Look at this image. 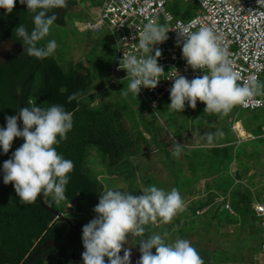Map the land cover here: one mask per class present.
Listing matches in <instances>:
<instances>
[{"label": "trees", "instance_id": "1", "mask_svg": "<svg viewBox=\"0 0 264 264\" xmlns=\"http://www.w3.org/2000/svg\"><path fill=\"white\" fill-rule=\"evenodd\" d=\"M75 3V0H68L69 6L67 8L75 5ZM169 3L166 4V9L177 19L185 20L196 11V6L193 3L185 2L187 6L183 10L179 6L169 5ZM67 8L53 10L58 17L55 21L57 25H63L64 22L61 16ZM53 12L47 15H52ZM32 15L27 11V5L20 4L19 0H16L11 13L6 14L5 10L0 8V41L11 40L22 49L21 53L7 54L4 64L0 62V129L6 127L5 116L18 115L21 108L33 105L47 108L53 104H59L66 111L73 113V128L67 133L68 139L55 146L59 154L74 163L73 171L68 173L69 183L66 185L65 192L67 198L57 204L50 195L41 194L40 196L44 206L58 212L73 223L75 214L84 211L88 215L97 205L98 199L102 195L101 184L88 168L89 152H95L96 157L100 159V165L108 173H111L116 162L127 157L142 156L141 153L144 150L141 148L140 142L148 145V141L143 138L141 132L136 131L137 126H141L150 135V139L152 137L153 140L157 139L156 134L159 130L164 131L167 127L171 128L173 133L174 128L167 125V122L171 123V115L162 114L164 107L170 104L162 107L158 105V102L168 94L156 101L155 108H153V104H149L138 94L142 103L146 105L144 111L146 116H140L143 111L132 110L127 106L114 85H109L105 91L102 90L105 98L102 102L95 106L90 104L94 96L89 92L96 87L91 85L93 77L91 78L85 66L80 62H76L75 64L67 63V67L63 68L54 56L40 60L27 55L24 51L26 46L16 36L14 29L19 24H23L30 31L33 27ZM62 89H67V91H62ZM111 90L114 91V97L108 99L107 94ZM72 93H79V96L76 100L69 102L68 96ZM202 104L206 107L204 103L197 101L195 108L200 110ZM185 105L181 113H185V117L189 118L193 108L189 107L187 102H185ZM135 112L139 114V121L134 120ZM245 112L249 113V118L254 122L259 121V124H256L255 127L242 125L244 131L250 134L252 138L250 140L241 141L237 139L235 132L229 127L228 129L219 128L217 124L216 127H212L207 117L202 124L197 122L192 127L193 133L199 137L202 135L201 142L205 143L202 144L199 141L197 142L198 145L191 147L193 149L192 156L196 157V154H200L199 152H202L201 155L207 154L206 157L212 159V161L211 159L210 162L208 161L209 164L222 165L224 171L226 170L225 175L220 174L219 178L234 181L238 186H241L238 182L244 174L242 175L237 171L232 174L229 173L230 161L244 155L245 152L242 149L247 147V144L256 140H264L261 131V128L264 127V121L260 119L263 118L261 116L264 113V100L262 107L251 111L246 110ZM157 114L163 123L162 121L157 122ZM123 116L131 122V127L128 129L122 123ZM147 116L150 118L148 119ZM220 116L216 114L213 119ZM237 121L241 120L236 119L234 115L230 117L231 125ZM18 125L22 128V121L18 120ZM218 130L223 132V136H214L213 141L209 142L207 134H215ZM239 135L242 136L243 132ZM180 138L177 136V140ZM190 139L192 140V138ZM23 143V138H14L7 154L0 149V264H63V258L67 256H75L82 260L81 254L85 251L82 243V227L74 222L73 224L78 230L70 229L65 222L59 221L53 213L44 208L38 199L31 204L21 202L13 185L3 183V162L11 158L12 153ZM182 150L187 151L186 146H182ZM185 156L186 154L183 157ZM186 157L188 158V156ZM197 160L199 159H196L195 162ZM123 169L124 175L127 177L131 175V169H126V167ZM121 172H118V174ZM213 173L215 172H209L208 170L205 172L206 175ZM253 174L248 177L251 176L250 178H252ZM230 183L218 181L214 186V190L223 195L221 196L223 202L219 205L220 209L228 217L252 215L251 206L253 204L250 200L252 197L249 187H242L244 192L241 193V190L230 187ZM216 197H218L216 192L210 189L206 192L205 197L192 198L187 205L189 216L186 218L191 220L197 212L212 206V201ZM253 198L254 202L264 200V197L262 200L259 199L258 195ZM225 205H227V208ZM69 206L73 209L71 213L68 210ZM74 212L75 214H73ZM170 223H167L164 229L159 228V233L162 236L167 233L168 236L174 238L170 230L175 229V226L172 224L173 222ZM155 229H151L152 232L158 231V226H155ZM148 234V232L145 233V236ZM133 237L131 236V238ZM248 238H250L248 244L257 251L259 238L257 240L253 237ZM211 263L231 264L230 262L214 261L208 264Z\"/></svg>", "mask_w": 264, "mask_h": 264}, {"label": "clouds", "instance_id": "2", "mask_svg": "<svg viewBox=\"0 0 264 264\" xmlns=\"http://www.w3.org/2000/svg\"><path fill=\"white\" fill-rule=\"evenodd\" d=\"M19 2L26 4L27 11L33 14L30 31L23 24L14 29L26 46L24 51L40 60L52 56L58 47L56 41L41 42L58 19L53 10L67 8L68 0ZM15 3L16 0H0V8L8 14L13 11ZM50 12L53 14L47 15ZM168 31L157 19H150L138 35V49L142 50V54L123 56V69L131 77L128 91L136 96L141 87L155 89L161 80L159 77L164 70L158 65V59L162 52L156 48L155 54L151 53L154 45L167 41ZM181 35L184 36L182 56L187 65L194 70L207 68L210 74L188 80L177 72L170 89V109L181 112L185 102L195 109L197 101H200L206 105L205 112L227 115L236 105L246 104L256 96L264 97V82L257 77L245 85L237 83L238 77L227 58L226 49L219 45L210 28L201 27L198 31ZM124 94L127 95V92ZM78 96L79 93H72L68 101L76 100ZM5 120L6 127L0 129V149L3 153L9 152L14 138H23L24 143L3 162V183H11L20 201L26 204L36 202L41 194L50 195L57 204L65 200L68 173L73 171L74 163L59 154L55 146L68 139L67 133L73 128V113L59 104L47 108L33 105L21 108L18 115L5 116ZM18 120L22 121V128ZM214 136H223V132L218 130L215 134H207L208 141L212 142ZM181 150L182 146L176 144L173 156L179 157ZM185 210L186 204L177 188L165 191L151 185L145 187L140 195L118 189L106 190L93 209L96 217L82 227L83 264H106V258L107 264H131V248L123 247L128 244L129 236L140 237L136 241L141 253L137 264H205L187 239L166 242L167 233L145 238L147 225L158 219L170 223ZM122 249L123 256H120ZM152 249H155L154 254Z\"/></svg>", "mask_w": 264, "mask_h": 264}, {"label": "rangeland", "instance_id": "3", "mask_svg": "<svg viewBox=\"0 0 264 264\" xmlns=\"http://www.w3.org/2000/svg\"><path fill=\"white\" fill-rule=\"evenodd\" d=\"M100 2L101 0L76 1L75 5L67 8L61 16L64 22L63 25L54 24L50 29L49 35L41 43L46 44L49 40L56 41L58 47L52 56L58 59L63 68L67 67V63L75 64L76 62H80L88 69L91 78L93 77L91 85L96 87L89 92V94L94 96L90 104L95 106L102 102L105 99L102 90L105 91L109 85H115V89L117 88L118 92H120L125 104L132 110L143 111L140 116H146L144 113L146 105L142 103L139 96L128 91V81L111 84L108 80L107 71L113 57L114 48L106 30L100 34H91L81 31L79 28L83 21L93 20L96 17ZM171 4L179 6L181 10L187 6V4L181 1H171L169 5ZM258 79L264 82V74H260ZM113 92V90L108 91V99L114 97ZM125 92H127V95L124 94ZM158 103L159 107L170 104V94L166 95ZM204 109L205 106L202 104L200 110L193 109L189 118H186L185 113L176 112L170 109L168 105L165 106L162 114L171 115V123L167 122V125L174 128L175 131L173 133L171 128L167 127L164 131L159 130L158 134H156L157 139L153 140L138 125L136 131L141 132L143 138L148 141V145L140 142V146L144 150L141 153L142 156L135 158L127 157L124 160H120L114 164L111 173H108L100 165V159L96 157L95 152L90 151L88 168L94 173L95 178L101 184L102 194L108 189H118L130 192L133 195H140L145 187L151 185H155L165 191L177 188L186 204V210L179 213L172 220L173 223H171L175 226V229L170 231L174 238L167 235L165 238L166 242H174L177 238L187 239L197 249L205 264L211 261L230 262L231 264H254L256 259H259L258 250L252 249V246L248 244V239H250L248 237H253L257 240V221L250 214L234 215V217L225 216L219 206L223 202L221 197L223 195L214 190V186L218 181L221 183L231 182L228 179L219 178L220 174L225 175L226 170L224 171L222 165L209 164L211 158H207V154L201 155L202 152H199L200 154H196V157L192 156L191 152L193 149L191 147L198 145L197 142H201L203 138L202 135L200 137L195 135L192 127L197 122H201L202 124L206 120V117L209 119L212 127H216V124L219 128L228 129L229 127L235 132L237 139L241 141L252 139L250 134L244 131L242 125L255 127L256 124H259V121L256 120L254 122V120L249 118V113L238 110L236 106L227 115L219 114L221 116L215 119L213 118L216 114L205 112ZM232 115L236 119L241 120L237 121L234 126L230 123ZM156 117L158 119L157 122L162 121L158 114ZM261 117L263 118L260 119L264 121V113ZM147 118L149 119L150 117L147 116ZM134 120L139 121V114L137 112L134 113ZM122 123L126 129L131 127V122L125 116L122 117ZM156 131L157 128L155 129V133ZM261 131L264 135V127L261 128ZM242 132L243 135H239ZM177 136L181 138L177 140ZM188 136L190 137L188 138ZM178 142L181 146H186L187 151L181 150L179 157H176L172 153ZM246 146L242 149L245 152L244 155L240 158L238 157L239 159L231 160V164L229 163V173L232 174L234 171H237L242 175L244 174L238 182L241 186L232 181L230 187L235 190H241V193L244 192V190L242 191V187H249L252 197L250 200L253 204V197L256 195L261 200L264 197V140L252 141ZM185 154L189 159L186 156L183 157ZM196 159L199 160L195 162ZM178 162L180 163V167ZM125 167L126 169H131V175L128 177L124 175L123 168ZM207 170L215 173L206 175L205 172ZM120 171L122 172L118 174ZM251 174H253L252 178H250L251 176L248 177ZM210 189L218 195V197L213 199L212 206L199 211L191 220L187 219L186 217L189 216V210L187 209L189 201L192 198L205 197L206 192ZM261 203L264 204V200ZM68 208L69 213L73 212L72 207ZM93 209L88 215L84 211L79 212V214H75L74 212L75 217L73 221L80 227H83L96 217ZM227 220L229 221L227 222ZM161 222L162 220L158 219L155 223L147 225L146 233L148 232V235L160 234L159 228L164 229L167 224ZM155 226H158V231L152 232L151 229L156 230ZM136 238L140 239V237L131 238L129 236L128 244L123 246L124 248H131V264H137L141 255L139 244L136 243L138 239ZM152 252L154 254L155 249H152ZM121 253L123 254V249L119 255Z\"/></svg>", "mask_w": 264, "mask_h": 264}, {"label": "built area", "instance_id": "4", "mask_svg": "<svg viewBox=\"0 0 264 264\" xmlns=\"http://www.w3.org/2000/svg\"><path fill=\"white\" fill-rule=\"evenodd\" d=\"M171 1L193 3L196 11L185 20L174 18L166 9ZM153 18L170 31L166 33L167 41L154 45L151 53L154 55L156 48L162 52L158 59V65L164 70L159 77L161 80L155 89L141 87L139 92L149 104L170 94L177 72L188 80L210 74L207 68L192 69L182 56L184 36L181 34L198 31L201 27L210 28L219 45L226 49L238 84H248L253 77L264 74V0H101L96 17L83 21L79 28L91 34L106 30L114 48L108 69L110 83L130 82L131 77L123 69V56L142 54L138 49V35ZM262 105L263 97L256 96L236 107L251 111ZM252 210L259 238V260L254 264H264V206L255 202Z\"/></svg>", "mask_w": 264, "mask_h": 264}, {"label": "water", "instance_id": "5", "mask_svg": "<svg viewBox=\"0 0 264 264\" xmlns=\"http://www.w3.org/2000/svg\"><path fill=\"white\" fill-rule=\"evenodd\" d=\"M21 52H22V49L20 47H18L13 41H11V40H1L0 41V62L2 64L5 63L6 53L18 54ZM38 201L44 208H46L51 213H53L55 218H57L59 221L65 222L70 229L73 228V226L71 225L70 221L67 218H65L64 216H61L58 212H55V211L51 210L50 208L44 206L41 202L40 196L38 197Z\"/></svg>", "mask_w": 264, "mask_h": 264}, {"label": "flooded vegetation", "instance_id": "6", "mask_svg": "<svg viewBox=\"0 0 264 264\" xmlns=\"http://www.w3.org/2000/svg\"><path fill=\"white\" fill-rule=\"evenodd\" d=\"M7 54H9V53H6V55ZM6 55H5V57H6ZM12 55H14V54H12ZM73 223H74V221H73ZM75 224H76V222H75ZM73 228L76 229V227L74 226V224H73ZM63 264H83V262L78 257H75V256H67V257L63 258ZM106 264H107V259H106Z\"/></svg>", "mask_w": 264, "mask_h": 264}, {"label": "crops", "instance_id": "7", "mask_svg": "<svg viewBox=\"0 0 264 264\" xmlns=\"http://www.w3.org/2000/svg\"><path fill=\"white\" fill-rule=\"evenodd\" d=\"M236 124V123H235ZM258 252V251H257ZM120 256H123V254L121 253V255ZM256 260H259V259H256Z\"/></svg>", "mask_w": 264, "mask_h": 264}]
</instances>
